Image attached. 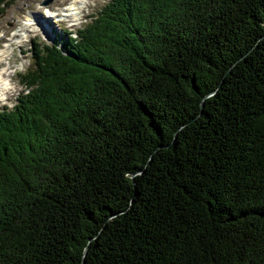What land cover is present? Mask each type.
<instances>
[{"label":"trees","instance_id":"obj_1","mask_svg":"<svg viewBox=\"0 0 264 264\" xmlns=\"http://www.w3.org/2000/svg\"><path fill=\"white\" fill-rule=\"evenodd\" d=\"M97 13L0 110V264H264V0Z\"/></svg>","mask_w":264,"mask_h":264},{"label":"rangeland","instance_id":"obj_2","mask_svg":"<svg viewBox=\"0 0 264 264\" xmlns=\"http://www.w3.org/2000/svg\"><path fill=\"white\" fill-rule=\"evenodd\" d=\"M46 1H50L49 4L43 5ZM86 1L87 4L76 18V21L73 22L57 11L60 8H68L72 0H18L0 16V33L3 34L0 38V47L2 46V42L6 41V36L11 38L10 33H16L22 27L19 41L16 40L18 36H15L11 42L13 43V46L11 44L12 49L7 50L9 51V59L7 58L8 60L2 61L5 62L4 68H9L8 74L6 73L5 77L9 80L10 91L5 94V100H0V109L3 107L11 108L17 102V97L21 93H25V86L22 84L20 75L27 73L32 68L33 55L31 51L37 43L51 44L53 36L60 34L62 30L74 33L76 30L84 27V24L86 25L91 22L97 16L98 10L102 9L109 2V0ZM36 11L37 13H35ZM31 14L35 16L32 17L30 16ZM47 15H51L52 18ZM31 19H34L36 23L33 22L34 25L29 26ZM25 22H28V26ZM24 33L26 34L23 35ZM17 41L18 43H16ZM20 42H22L21 46ZM15 68L17 72H13Z\"/></svg>","mask_w":264,"mask_h":264},{"label":"bare ground","instance_id":"obj_3","mask_svg":"<svg viewBox=\"0 0 264 264\" xmlns=\"http://www.w3.org/2000/svg\"><path fill=\"white\" fill-rule=\"evenodd\" d=\"M87 4L86 0H72V2L69 4L68 8H62L61 10H59L60 14H62L63 16H66L71 22L76 21V18L80 15V12L82 11V9L85 7V5ZM78 9H77V7ZM58 11V10H57ZM37 13V11L35 12ZM57 15V14H56ZM30 16H35L33 14H31ZM26 19V18H25ZM28 20V19H27ZM30 20V19H29ZM36 23V21L34 19H31L29 26L34 25V23ZM28 22H25V24L27 25ZM24 24V25H25ZM25 25V26H26ZM28 26V25H27ZM22 27L19 28V30H17L16 33H21ZM24 28V27H23ZM21 29V30H20ZM25 32V31H24ZM16 33H14L13 36L16 35ZM23 33V32H22ZM26 33H24L23 35H25ZM21 36H19L18 41L20 39ZM24 37V36H23ZM26 37V36H25ZM18 41L16 43H18ZM10 42V41H9ZM22 42H20V46ZM12 43H10V45L6 46L5 45V49L3 48V50L1 49L0 51V60L1 61H6V59L8 58L9 54L7 50L12 49L11 46ZM9 59V58H8ZM7 59V60H8ZM10 61V60H9ZM8 71V68H3L0 70V99H4L5 94L8 93V91H10V84H9V80L5 77L6 73ZM8 74V73H7Z\"/></svg>","mask_w":264,"mask_h":264},{"label":"water","instance_id":"obj_4","mask_svg":"<svg viewBox=\"0 0 264 264\" xmlns=\"http://www.w3.org/2000/svg\"><path fill=\"white\" fill-rule=\"evenodd\" d=\"M49 2H50V1H46V2L43 3V5H47V4H49Z\"/></svg>","mask_w":264,"mask_h":264}]
</instances>
